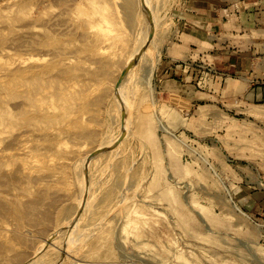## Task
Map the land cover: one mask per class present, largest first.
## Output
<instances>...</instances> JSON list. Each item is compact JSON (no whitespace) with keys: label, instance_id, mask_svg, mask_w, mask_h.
<instances>
[{"label":"rangeland","instance_id":"rangeland-1","mask_svg":"<svg viewBox=\"0 0 264 264\" xmlns=\"http://www.w3.org/2000/svg\"><path fill=\"white\" fill-rule=\"evenodd\" d=\"M0 264H264V0H0Z\"/></svg>","mask_w":264,"mask_h":264},{"label":"crops","instance_id":"crops-1","mask_svg":"<svg viewBox=\"0 0 264 264\" xmlns=\"http://www.w3.org/2000/svg\"><path fill=\"white\" fill-rule=\"evenodd\" d=\"M222 67V66H221ZM231 67H234L233 65H229V64H225L224 65V69L223 68H221V70H220V72L222 73V71H229L230 70V68ZM244 84V83H243ZM246 87H243V90H244V92H243V94H246L247 93V91H248V85H245Z\"/></svg>","mask_w":264,"mask_h":264},{"label":"bare ground","instance_id":"bare-ground-1","mask_svg":"<svg viewBox=\"0 0 264 264\" xmlns=\"http://www.w3.org/2000/svg\"><path fill=\"white\" fill-rule=\"evenodd\" d=\"M126 1H127V0H126ZM128 1H130V0H128ZM127 4L129 5V3H128V2H127ZM132 4H133V3H131V5H130L131 7L133 6ZM126 7H128V6H126ZM131 7H130V8H131ZM130 8H128V9H130ZM126 9H127V8H126ZM131 10H132V9H131ZM127 11L129 12V13H127V15H128V14L130 15V18H129V17H127V18H129V19H130V20H128V21L130 22V21H131V13H130V11H129V10H126V12H127ZM132 19H133V18H132ZM37 252H38V251H37ZM36 254H37V253H36Z\"/></svg>","mask_w":264,"mask_h":264}]
</instances>
